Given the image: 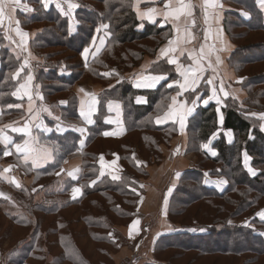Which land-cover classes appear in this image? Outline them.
<instances>
[{"label":"trees","instance_id":"obj_1","mask_svg":"<svg viewBox=\"0 0 264 264\" xmlns=\"http://www.w3.org/2000/svg\"><path fill=\"white\" fill-rule=\"evenodd\" d=\"M224 1L233 8L223 19V30L234 45L226 62L237 81L243 78L236 86L244 97L237 100L229 96L222 101L221 126L213 104L198 108L188 119L185 154H195L197 163L181 175L172 192L167 208L169 229L156 239L150 249L152 260L145 264H264V220L257 217V211L264 208V131L260 119V114H264L263 15L257 0ZM134 2L72 0L70 4L78 7L69 9L66 5L62 16L56 10H46L40 0H26L33 14L18 15L17 20L21 30L28 33L29 53L40 60L31 63L35 89L49 110L66 101L67 106L56 113L61 121L78 120L73 92L76 83L89 79L107 87L116 80L102 77L107 66H116L122 73L131 72L140 66L144 56L154 58L169 38L168 27L138 20ZM71 23L75 24L74 29ZM102 25H108L102 31L108 34L103 50L93 59L83 60V51ZM21 66L22 61L10 54L0 40V126L24 114L23 102L12 95L27 73L23 69L21 76L13 78ZM148 73L166 74L168 79L149 91L134 90L130 82L124 81L98 95L99 115L81 151L82 173L78 180L56 176L63 161L78 149V136L46 137L53 162L42 170L27 171L39 186L36 194L42 200L35 201V195L24 188L15 190L16 208L0 198V264H110L103 245L111 247L114 238L129 250L132 248L119 228L131 223L139 197L149 188L148 167L161 163L159 146H167L177 133L174 123H154L157 116L169 111L173 89L167 88V84L174 80L173 67L158 61ZM202 90L200 85L186 93V100L193 101ZM138 96L145 98L144 105L135 104ZM110 100L119 102L123 111L125 135L117 142L103 138L107 126L101 120L102 108ZM9 104L21 107L8 108ZM218 130H230L233 142L228 144L220 136L212 144L215 155L210 156L202 145ZM133 149L149 166L135 164ZM4 152L0 144V164ZM245 152L255 175L244 165ZM115 153L121 166L119 179L103 177L93 184L98 175L99 154L109 157ZM205 173L209 178L223 177L227 181L224 190L205 187ZM75 183L81 186L82 194L71 201L68 190ZM73 209L78 212L71 213ZM244 219H248L247 225H237ZM79 222L85 228L91 250L77 243L75 225ZM134 249L135 246L130 251Z\"/></svg>","mask_w":264,"mask_h":264},{"label":"crops","instance_id":"obj_2","mask_svg":"<svg viewBox=\"0 0 264 264\" xmlns=\"http://www.w3.org/2000/svg\"><path fill=\"white\" fill-rule=\"evenodd\" d=\"M72 0H49L48 7L46 10H56L59 14L62 16L64 15L63 7L70 4ZM187 2V0H186ZM22 4H27L26 0H21ZM191 3L194 5L193 12H194V18H195V27L191 28V31L195 35V40L187 45H184V53L183 55H179L178 53L175 54L176 58L178 59V62L184 66V68H187L189 66L195 68L196 64L194 63V59L200 55L199 50L203 46L205 49V59L203 61L204 66L207 67V63L209 60H211L213 66L215 67L216 71L213 72L212 69H208L203 73V79H200L196 85L191 84V77L189 78V86L187 87V90H181L180 87L176 85V81H179L181 84L184 83V77H182L176 70V65L169 64L173 67L175 76L174 80L168 82L173 84V87L169 88L167 84V88L173 89V93L170 97V103H169V111L165 112L161 116H157L154 120L155 125L157 126H165L168 124H176L177 133L176 136L171 140V142L166 145H160V152H161V163L159 166H149L146 161L141 159L138 155V152L136 149H133L132 151V158L133 161L137 166L143 165L145 167H148V184L149 188L146 190V192L141 195L137 201L136 210L133 215V219L131 223L124 228V232L122 230L121 234L125 233L124 236L129 239V241H137L138 238L141 236L142 233L147 235H152L154 240H156L158 237L167 234L168 231V225H167V208L165 209V198H167V201L169 202V198L176 188V186L179 183V179L181 175L184 172L192 170L196 163H197V157L195 154H185L186 146H187V122L188 119L191 118L196 110L198 108H206L210 104L216 105V116H217V123L218 126H221V106L222 101L232 96L235 99H242L244 97L243 92L236 86L237 85V79L235 77V74L233 70L229 69L227 66V57L228 55L233 51L234 45L229 41L228 37L226 36L224 30H223V19L225 13L232 11L233 8L228 5L224 0H215L216 7L214 8H208V22L205 23V9L203 7L204 0H191ZM57 4L60 5V7H57ZM149 4V5H148ZM257 8L261 11V2L260 0L256 1ZM43 5V4H42ZM147 5V6H146ZM28 8L32 7L27 4ZM44 7V6H43ZM148 7H157L158 9L163 8V0H141L139 4V9L141 11L147 10ZM134 11L137 15L135 2H134ZM7 12V10H6ZM262 15L264 14L263 10L261 11ZM33 14V11H27V9H20L18 8L14 13H12L13 22L9 23V20L6 18L3 22V25L0 26V40L3 44H5V49L8 50L10 54H12L16 59H19L22 61V65H24L25 60H28V66L24 67L23 69L27 72L24 76L20 78V82L14 92L19 88L20 84L25 83L27 81L28 75H31L33 77L31 84L29 85V94L33 97L31 101V108L32 112H29V106L30 102L28 100V96L25 95L23 98H18V96H13V98L16 101H22L23 102V116L10 123H6L0 126V129H3V134L7 137H10L13 141V144L15 143H22L24 140H28L30 144H33V142H37L35 144V147L39 150L46 151L49 156L47 159L40 158L37 159L35 164L33 163V159L30 156L27 161L24 159V155L22 153H17L15 148L12 144H9L7 148L5 147L4 143H0L4 148L5 151L10 150L11 155L5 156L3 154V160L0 164L1 166V172H0V180L2 181V184L0 186V193L3 195H0V198L5 199L4 197H9V199H5L15 205L17 203L15 199V190L24 188L28 190L30 193H33L34 200L35 201H41L42 198L40 195L36 194L39 186H36L33 178L31 175L27 173L28 170L32 171H38L46 168L48 165H50L53 162V152L51 148L47 145L46 137L55 134V135H63V134H74L78 136L79 138V144L78 149L74 151L72 154H70L64 161L60 168V171L56 174L57 177L60 175H63L65 178H68L71 181H76L79 179L81 173H82V149L85 146L86 139L89 136V131L92 129L97 121V117L99 115V104L97 105V111L92 116V120L94 123L92 124H86L83 120V118L80 116V102L82 99L87 100L88 97L84 96V93L80 91V89H84L86 92L93 93L96 95L98 99V95L105 89H109L114 85L120 84L121 82H130L132 89L138 90V91H149V90H155L159 85L166 82V80L160 81L158 84L155 85V87H137L136 83L137 80L142 76H149L151 74L148 73L151 65L158 61H165L167 62L166 58L160 57V50L162 48H165L168 46V40L174 39L176 33L173 30L172 23L168 22L166 23L163 20L162 16H158L156 23H151L147 19L141 20L138 18L139 21L145 22L149 25H155L158 24V27H168L170 30V35L167 41L162 44L158 50L155 53L154 58H150L148 56H144L142 59V62L139 67L133 69L131 72L128 73H122L120 71V68L116 66H107L102 72L101 75L104 79H108L110 77L115 78V82L107 87H105L102 84H94L91 80L85 79L75 84L73 87V92L75 94V97L77 99L76 102V116H77V122H69V121H61L59 119V115H56L57 109L65 108L67 106V103L62 104L61 101L58 102L51 110V115H49L48 111H43L42 108L44 107L43 99L41 100L39 97L42 95L35 89V74L32 70L31 63L36 61L39 62L40 60L34 58L32 55H29V48L28 45L25 50H22L20 37L16 34V28L19 27L15 24V20H17L18 15H24V16H31ZM183 19V18H182ZM264 24V23H263ZM74 23H71L72 29H74ZM106 28L101 27L100 31L96 32V35H94L91 45L87 48L89 49V53L87 56V59H85L83 53H82V59L88 60L93 59L97 55L101 53L103 50L106 41L108 39V34L106 32ZM23 32V31H22ZM101 36H104V41L101 43ZM207 36V39L205 37ZM28 40V37H27ZM99 49V51H97ZM189 54L193 56L194 59H188ZM219 56L220 60L222 61L221 64L217 65L215 63L216 57ZM21 69V68H19ZM18 69V70H19ZM67 73L66 75H68ZM108 74V75H105ZM22 75V71L20 72V76ZM212 76H215V80L213 81L212 85H209L206 83V80L211 78ZM17 78H15L16 80ZM204 81V82H203ZM221 81L223 82V86L225 91L229 93L227 97H224L222 92H219V87L221 84ZM200 85H202V91L197 95L200 97L199 100H197V96L193 99V101H187L185 98V94L188 92H193V88L197 89ZM213 87H216L217 89V95L221 100L220 104L216 103V99L209 100V103L205 105L203 103L204 99H207L209 96L212 95ZM23 91V90H21ZM181 95H177L178 92H181ZM195 91V90H194ZM203 92L204 96H202ZM176 98V103H173L172 98ZM137 98H142L145 100L144 97L138 96ZM137 98L135 99L136 105H144L146 102L143 103H137ZM146 101V100H145ZM117 102V101H115ZM119 103V102H117ZM120 107L119 109H116L113 107L111 110L108 108V102L103 106L102 111L104 112L101 116V120L103 123L107 126V129L104 131L110 133V135H104L103 138L106 141H112L117 142L121 141L125 135V127L122 121V106L119 103ZM181 105H184V107H181ZM187 108H192L193 111L188 114L185 118V127L183 131H181L180 123H179V116L184 115ZM219 109V111H217ZM169 112H174L175 115H173L171 118H168L165 121V116ZM33 114H37L35 119H33ZM157 118H160L162 123H157ZM25 123H28L29 128L31 129V133L29 136H24L21 132H14L12 131V127H22ZM6 125H9L10 127H5ZM39 125V127H37ZM84 128L86 131L84 133H81L78 129ZM75 129V130H74ZM215 136H211L208 144V149H205L202 147L203 151L210 156H213L215 154V150L212 148V144L214 141H216L220 136H223L224 139L228 144H231L233 142V134L230 130L222 131L218 130L215 132ZM179 150V151H177ZM101 157H103V161H101ZM139 162V163H138ZM12 166L11 169L8 172H4L3 170L6 168H9V166ZM78 167V168H76ZM97 167H98V175L95 179L96 182H98L103 177H108L112 179V176H119V173L121 171V166L118 162V158L115 154H112L109 157L104 156V154H99L97 158ZM78 170V171H77ZM69 172H72L75 175V179H73V176L68 175ZM103 172L104 175L101 176L100 173ZM177 173H179V177H177ZM206 174V173H205ZM204 186L208 189H221L222 191L226 187L227 183L223 186L219 184L218 182L221 180L226 181L223 177L218 178H209L207 175L204 177ZM15 181L20 185V187H16V183H13L12 181ZM216 183V185H215ZM74 187H78L81 190V186L79 184H73L70 189L68 190V198L71 201L78 200L81 197L82 190L80 193L76 196L75 199H73V193L72 189ZM223 187V188H221ZM172 189L171 193L169 194V189ZM141 204H145L146 207L143 209V215H138L139 213V207ZM158 208V215L156 216L154 213V209ZM264 211V208H261L259 211H257V217L259 219L260 216L258 213ZM139 220L138 225H134V222ZM159 230V231H158ZM126 231V232H125ZM130 233H132L134 236L131 237ZM156 234H159L156 236ZM123 249V248H122ZM121 249V250H122ZM150 251V249L148 250Z\"/></svg>","mask_w":264,"mask_h":264},{"label":"snow or ice","instance_id":"obj_3","mask_svg":"<svg viewBox=\"0 0 264 264\" xmlns=\"http://www.w3.org/2000/svg\"><path fill=\"white\" fill-rule=\"evenodd\" d=\"M40 2L43 4L44 8L46 9L48 7L49 4V0H40ZM141 0H135V7H136V11H137V15L138 18L141 20L147 19L149 22L151 23H156L157 22V17L158 16H162L163 20L168 23L171 22L172 23V27L174 32L176 33L175 38L174 39H169L168 40V46L165 48H162L160 50V57L161 58H166L167 63L168 64H172V65H176V70L177 72L184 77V83L181 84L179 81H176L174 83H176V85L178 87L181 88V90H187V87L189 86V78L191 77V84L192 85H196L197 82L200 79H203V73L205 71H207L208 69H212L213 72L216 71L215 67L213 66L211 60L208 61L207 63V67L204 66V59H205V49L202 46L199 50L200 55L198 57H196L195 59L193 58V56L191 54H189L188 59H194V63L196 64V67L193 68L191 66L184 68V66L182 64H180L178 62V59L176 58L175 54H179V55H183L184 53V45L190 44L195 40V35L194 33L191 31L192 27H195V18H194V12H193V8L194 5L191 3V0H163V8L162 9H158L157 7H148L147 10L145 11H141L139 9V4H140ZM261 5L264 6V0H260ZM216 3L215 0H204V4L203 7L205 9V23L208 22V12L207 9L208 8H214L216 7ZM57 7H60L59 4H57ZM74 7H78V5L75 4H69V9L74 8ZM18 8L20 9H27V11H33V9L28 8L27 4H22L21 0H0V26L3 25V22L6 18L9 20V23L11 25V23L13 22V17H12V13H14ZM7 10V12H6ZM183 18V19H182ZM15 24L18 26L19 25V21L15 20ZM103 28H107L108 25H102ZM97 31L99 32L100 29H97ZM16 34L20 37V41H21V46H22V50H25L27 47V37H28V33L26 32H22L20 31V29L17 27L16 28ZM205 39H207V36L205 37ZM101 43H103V41H101ZM97 51H99V49H97ZM89 53V49H85L84 50V57L85 59H87ZM29 55H31L29 53ZM215 63L217 65L221 64L222 61L220 60L219 56L216 57V61ZM28 66V60L26 59L24 62V65L21 66V69L17 70L13 76V78H18L20 76V72L23 70L24 67ZM108 75V74H105ZM33 77L31 75H28L27 77V81L25 83L20 84L19 88H17V90L15 92L12 93L13 96H18V98H23V96L27 95L28 96V100L30 102V106H29V112H32V108H31V101L33 99V97L29 94V85L31 84ZM167 79V75L166 74H158V75H149V76H142L137 80L136 86L137 87H155L156 84H158L160 81L162 80H166ZM242 79L237 81V83H241ZM215 80V76H212L211 78L206 80V83L209 85L213 84V81ZM168 87L171 88L173 87L172 83L168 84ZM23 90V91H21ZM195 90V88H193V91ZM81 92L84 93L85 97H88L87 100L82 99L80 102V116L83 118L84 122L86 124H92L94 123V121L92 120V116L93 114L96 113L97 111V105L100 103V101L97 99L96 95L93 93H89L86 92L84 89H80ZM181 92H178L177 95H181ZM219 92H222L224 97H227L229 95V93L227 91H225L224 86H223V82L221 81L220 87H219ZM41 100L43 99V97H39ZM197 100L200 99L199 96H197L196 98ZM211 99H216V103L220 104L221 100L217 95V89L216 87H213L212 90V95L209 96L207 99L203 100V103L205 105H207L209 103V100ZM173 103H176V98L173 97L172 98ZM146 102L145 100H143L142 98H137V103H143ZM62 104L66 103V101H61ZM8 108H12V107H21L20 105H12L9 104L7 105ZM113 107H115L116 109H119L120 105L119 103L115 102V101H108V108L109 110H111ZM181 107H184V105H181ZM43 111H48L49 115H51V112L49 111L48 108H42ZM193 111L192 108H187L186 112L184 115H180L179 116V123H180V128L181 131H183L184 127H185V118L188 114H190ZM217 111H219V109H217ZM37 114H33V119H35ZM173 115H175L174 112H169L166 114L165 116V121L168 118H171ZM252 115H256L255 113H253ZM260 119H264V114H260ZM158 124L162 123L164 121H162L160 118H157L156 121ZM223 122V117L221 116V123ZM5 127H10L9 125H6ZM37 127H39V125H37ZM75 130V129H74ZM81 133H84L86 131V129L84 128H80L78 129ZM262 131H264V127L261 128ZM12 131L14 132H21L23 133L24 136H29L31 133V129L28 126V123H25L22 127H12ZM104 135H110V133L105 132ZM216 133H213V136H215ZM251 138V137H250ZM0 143H4L5 147L7 148V146L9 144H12L13 147L15 148L17 153H22L24 155V159L25 161L28 160V158L31 156L33 159V163L35 164L37 159L40 158H44L47 159L49 154L46 151L43 150H39L35 147V144L37 142H33V144H30L28 140H24L22 143H15L13 144V141L11 140L10 137H7L6 135L3 134V129H0ZM203 148L208 149V144L205 143L202 145ZM179 151V150H177ZM11 151H5L4 155L8 156L11 155ZM215 154V153H213ZM244 156V165L245 167L248 168V171L250 174L255 175V170L252 169L249 166V160L250 157L248 156V154L245 152L243 154ZM101 161H103V157H101ZM139 163V162H138ZM11 165L9 166V168L4 169V172H8L11 169ZM78 171V170H77ZM59 174V173H58ZM68 175L73 176V179H75V175L72 172H69ZM101 176L104 175L103 172L100 173ZM179 173H177V177H179ZM207 175V174H205ZM113 180H117L119 179L118 176H112ZM13 183H16L14 180L12 181ZM93 184L96 183L95 180L92 181ZM219 184L223 185L226 184L227 181L221 180L218 182ZM16 187H20V185L18 183H16ZM80 188L78 187H74L72 189V193H73V199L76 198V196L80 193ZM133 191H135V189H133ZM172 189H169V194L171 193ZM0 195H3L2 193H0ZM5 199H9V197H4ZM167 198H165L164 204H165V209L167 208ZM258 215L260 216V218L262 220H264V211L258 213ZM229 223H231L229 221ZM139 224V220L134 222V225H138ZM194 231V229H193ZM131 235V233H130Z\"/></svg>","mask_w":264,"mask_h":264},{"label":"rangeland","instance_id":"obj_4","mask_svg":"<svg viewBox=\"0 0 264 264\" xmlns=\"http://www.w3.org/2000/svg\"><path fill=\"white\" fill-rule=\"evenodd\" d=\"M260 6H261V9L264 12V6H262L261 4H260ZM263 23H264V14H263ZM101 40L104 41V36H101ZM261 126L264 127V119H262ZM76 168H78V167H76ZM215 185H216V183H215ZM224 185L225 184H223V186ZM221 188H223V187H221ZM217 191L221 192L222 190L219 189ZM17 206H18L17 203L15 205H13V207H15V208ZM145 207H146L145 204H141L140 205V207H139V213H138V215H140V217H141V215H143V209H145ZM154 210H155L154 213L157 216L158 213H159L158 208L157 209H154ZM10 212H12V210H10ZM77 212H78V209L71 210V213H77ZM75 218H76V216H75ZM244 220H245V222H240L239 221L237 223V225H247L248 224V219H244ZM124 228L125 227H121L119 229L124 232ZM75 231H76V234H77L76 240H77L78 245H80L82 248H84L86 250H91V243H90L89 240H87L85 238V235H84L85 228L82 225V223L79 222V223H77L75 225ZM120 233H121V231H120ZM124 234L125 233H123L121 235L124 236ZM157 235H159V234H156V236ZM110 236L113 237L112 234ZM133 236L134 235L131 233V237L132 238H133ZM127 240H128V243H129V247H132L133 248V246H135L134 251L133 250L130 251L132 248H130V250H129V248L127 246L121 245L120 240L117 241L114 238L112 239V245H111V247L104 246V245L102 246V249L103 250H107L108 251V254H109V257H110V264H142V263L145 264V262H149V261L152 260L151 259V256H150V251H148L149 249H152L153 248V245L156 242V240H154V238H153L152 235L145 236L142 233V236H140L137 241L135 240V241H131L130 242L129 239H127ZM116 247L119 250L113 249V248H116ZM134 255H136L137 258H134L135 257Z\"/></svg>","mask_w":264,"mask_h":264}]
</instances>
